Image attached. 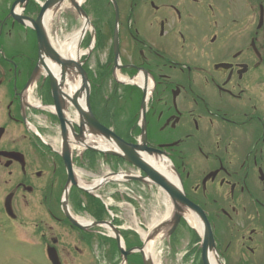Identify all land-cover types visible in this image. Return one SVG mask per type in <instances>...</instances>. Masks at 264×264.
<instances>
[{
	"label": "flooded vegetation",
	"instance_id": "obj_1",
	"mask_svg": "<svg viewBox=\"0 0 264 264\" xmlns=\"http://www.w3.org/2000/svg\"><path fill=\"white\" fill-rule=\"evenodd\" d=\"M19 1L0 0V128L20 127L30 150L0 142V152L24 155L0 157L14 210L28 196L45 206L67 180L53 145L58 120L45 108L53 103L50 80L41 74L30 83L40 49L33 25L15 19ZM83 10L93 113L126 143L143 141L168 163L189 203L175 237L186 236L187 218L202 227L205 219L217 264H264V0H86ZM39 12L38 0H29L20 17L35 21ZM79 23L74 12L70 24ZM84 234L80 244L91 247L93 234ZM189 251L202 250L198 243Z\"/></svg>",
	"mask_w": 264,
	"mask_h": 264
},
{
	"label": "water",
	"instance_id": "obj_2",
	"mask_svg": "<svg viewBox=\"0 0 264 264\" xmlns=\"http://www.w3.org/2000/svg\"><path fill=\"white\" fill-rule=\"evenodd\" d=\"M66 1H69L72 8L77 12V14L83 19L84 26L81 30L84 37L86 33V28L88 26V20L85 12L81 8V5L78 4L75 0H46L45 3L41 6V12L37 20L34 22V27L37 31L39 49H40V62L37 65L32 77L31 82L35 80L40 73V66L45 71V74L49 77L51 82V91L54 100V109L55 114L59 119L61 126V146H62V158L64 160L65 168L67 170L68 181L64 189V197L62 201L63 212L66 218L70 223L79 228L82 231L89 230V227L79 224L74 217L72 216L70 209L68 207V196L71 187H77L80 190L87 192L93 195V192L99 190L104 182H108V177L103 179L99 185H97L93 192H90L82 187H80L77 175L73 169V147H84L85 150H92L95 152L103 153L105 156L110 155L123 159L125 162L129 163L133 167L140 170L144 177H134L128 175H122V179L126 181H139L147 185L158 186L170 199L173 204L174 212L171 215L170 219L158 225L153 232L149 235L146 240V244L155 240L162 232L168 229L167 236L170 237L171 234L175 231L179 222L181 220L182 206L187 205V202L179 189V187L167 177L161 174L155 167H153L149 161H147L146 155L152 156L157 151L151 148H148L144 142L138 145H129L120 139L112 130L101 125L99 121L95 118L90 104V95H91V86L87 77L86 72L83 69V63L67 59L53 48L49 42L47 31H46V19L47 15L51 11H57L61 8ZM25 0H21V3ZM16 21L20 24H24L20 18H16ZM44 55V58L42 56ZM53 66L55 69L60 71V79L58 81L55 73L51 70ZM73 76L80 77L82 89L77 91L73 97H70L65 91V83L67 82V77ZM69 77V78H70ZM85 98V109L81 108L78 99L81 96ZM69 107L75 109V118L77 120L76 124L79 133H76L73 122H71L66 113L68 112ZM4 130H0V140L3 136ZM91 137L95 140H101L107 144H110L114 147L113 150H100L92 146L85 144L87 138ZM5 157H11L15 160H22L23 156L17 153H0ZM82 157V155H81ZM9 166V165H7ZM115 176V175H113ZM12 198L13 195H10L5 201V209L9 216L15 217L12 211ZM101 225H107L114 233L115 239L118 242V247L124 257V260L127 261V257L134 252H139L142 256L144 264H154L152 259L145 254V247L137 248L130 251H125L123 243L121 241L120 232L109 222L94 223L92 227H99ZM202 262L203 264H211L210 258L213 255L217 262V253L215 248V240L213 237L212 230L207 222H205V230L202 236ZM49 259L52 264H61L58 254L54 248H48Z\"/></svg>",
	"mask_w": 264,
	"mask_h": 264
},
{
	"label": "rangeland",
	"instance_id": "obj_3",
	"mask_svg": "<svg viewBox=\"0 0 264 264\" xmlns=\"http://www.w3.org/2000/svg\"><path fill=\"white\" fill-rule=\"evenodd\" d=\"M65 5L70 6L69 2ZM73 10L71 8H62L55 13L51 34L53 40L57 37L64 39L67 35L79 31L81 23L75 25L71 23ZM87 45L85 42L82 44L81 50L87 51ZM84 58H82L83 61ZM97 86H101V83H95ZM38 119L42 122V117L38 115ZM56 128V127H55ZM56 131V129H55ZM58 132V130H57ZM25 133L23 130L16 126L10 125L3 138V142L6 145H17L24 150H29L28 139H24ZM54 148H58V143H54ZM30 151V150H29ZM82 148H78L76 152L83 153ZM75 152V155H76ZM4 169L0 167V207L1 209L6 196H8V189L3 185ZM78 176L81 180L87 182H93L96 178H102L108 171L107 167L101 166V161H98L95 167V172H85L84 170L77 168ZM119 191L127 193V186H117ZM130 189L137 194L142 195L146 200L139 203V209L134 211L131 207L126 206L124 198L119 200L118 211H121L120 217L122 223H125L128 227H134L135 225H141L146 230L154 227L159 222L166 219V216L170 213V209H167L168 203L164 199V196L160 191L154 187L130 185ZM107 192V191H106ZM110 192V191H108ZM122 194L123 197L127 195ZM58 192L55 193V197L58 196ZM135 196L136 193H135ZM141 198V197H139ZM28 205H18V210H15L16 220H8L0 209V264H50L45 250L46 244H51V239L58 240L56 249L59 251L61 258L64 259L65 264H95L93 255L90 257V252L84 244H80L78 233L69 227H66L63 223L56 222L50 216L48 209L39 203L40 198L37 196H28ZM118 200V197H116ZM143 200V199H142ZM56 208V207H54ZM56 216H58V210H54ZM61 218V217H60ZM136 221L137 223H135ZM140 228V226H138ZM127 228V227H125ZM137 229V228H135ZM143 234V233H142ZM43 235V236H42ZM160 236L157 242L152 246V256L156 257L157 264H193L192 259L186 262L183 259L187 252V236L182 242L176 243L172 249L166 242H164L165 234ZM97 238H95V249L97 247ZM77 246L83 253L86 252L88 258L81 259L77 252L70 251L69 248ZM106 247V246H105ZM100 249V248H99ZM97 248V250H99ZM101 251V250H100ZM108 250L106 249L105 252ZM197 262V260H196ZM195 262V263H196Z\"/></svg>",
	"mask_w": 264,
	"mask_h": 264
},
{
	"label": "bare ground",
	"instance_id": "obj_4",
	"mask_svg": "<svg viewBox=\"0 0 264 264\" xmlns=\"http://www.w3.org/2000/svg\"><path fill=\"white\" fill-rule=\"evenodd\" d=\"M78 4H82L85 0H75ZM64 8H71L68 5H63ZM48 21L46 20V28L50 31L51 30V23L52 19H53V14L49 13L48 14ZM61 38V37H60ZM59 37L56 38V40H54V47L57 49V51L61 54V56L67 58V59H71V60H76V61H81L82 57L85 55V51L80 49V43L82 41L83 35L81 30L77 31L75 33H72L70 35H67L66 37H64V39H60ZM51 70L55 73L58 81L60 79V71L55 69L53 66H50ZM70 76L67 77V82L65 83L66 86V91L68 92L70 97H73V95L82 89L81 86V80L80 78L73 76V80L71 81V77ZM124 81V80H123ZM130 82H137L135 81H130ZM78 103L80 105L81 108L85 109V98L82 95L81 97H79L78 99ZM69 117H71V115H69ZM88 138V136H87ZM86 145L88 146H92L94 148L100 149V150H113L114 147L112 145H108L107 143L101 141V140H95L91 137H89L86 142ZM80 146V145H79ZM79 146L77 148H79ZM85 147V146H84ZM82 147V148H84ZM74 148V147H73ZM147 161H149V163L151 165H153V167H155L159 172H161L163 175H165L169 180H173L168 168L166 166V164L159 162V161H155L152 158H147ZM118 179V178H117ZM101 181H96L93 184H87L85 182H80V185L82 188L88 190V191H92V189H94ZM191 225L194 226L199 232L201 231L200 228V224L199 221L196 218H192L189 217ZM79 223L83 224V225H88L89 223L84 221L83 219H78ZM151 248H152V244H149V246L147 247V254L149 255L151 253ZM210 262L211 264H217L215 257L212 255L210 258Z\"/></svg>",
	"mask_w": 264,
	"mask_h": 264
},
{
	"label": "trees",
	"instance_id": "obj_5",
	"mask_svg": "<svg viewBox=\"0 0 264 264\" xmlns=\"http://www.w3.org/2000/svg\"><path fill=\"white\" fill-rule=\"evenodd\" d=\"M93 110L95 111V107L93 108ZM86 198L88 201V205L86 206L85 209H80V210H84V212L90 213L96 219H99V220L103 219L106 215L103 204L99 200L91 198L89 196H86ZM126 244H127L128 249L132 248V243L127 242Z\"/></svg>",
	"mask_w": 264,
	"mask_h": 264
}]
</instances>
